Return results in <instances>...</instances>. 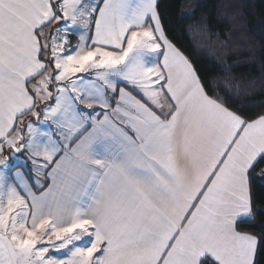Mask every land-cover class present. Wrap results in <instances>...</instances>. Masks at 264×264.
<instances>
[{
	"label": "snow or ice",
	"instance_id": "1",
	"mask_svg": "<svg viewBox=\"0 0 264 264\" xmlns=\"http://www.w3.org/2000/svg\"><path fill=\"white\" fill-rule=\"evenodd\" d=\"M261 218L264 107L159 0H0V264H264Z\"/></svg>",
	"mask_w": 264,
	"mask_h": 264
},
{
	"label": "trees",
	"instance_id": "2",
	"mask_svg": "<svg viewBox=\"0 0 264 264\" xmlns=\"http://www.w3.org/2000/svg\"><path fill=\"white\" fill-rule=\"evenodd\" d=\"M159 0L170 38L185 52L204 83L235 109L264 107V0ZM188 7V6H187ZM264 218L258 219V226Z\"/></svg>",
	"mask_w": 264,
	"mask_h": 264
},
{
	"label": "rangeland",
	"instance_id": "3",
	"mask_svg": "<svg viewBox=\"0 0 264 264\" xmlns=\"http://www.w3.org/2000/svg\"><path fill=\"white\" fill-rule=\"evenodd\" d=\"M196 4H197V1L196 0H185L183 13L184 14H191L190 13L191 12V9Z\"/></svg>",
	"mask_w": 264,
	"mask_h": 264
},
{
	"label": "crops",
	"instance_id": "4",
	"mask_svg": "<svg viewBox=\"0 0 264 264\" xmlns=\"http://www.w3.org/2000/svg\"><path fill=\"white\" fill-rule=\"evenodd\" d=\"M20 171H21V172H24V170H23V169H20ZM24 175H25V178H26V179H28V178H29V177H28V173L24 172ZM30 182H31V181H30Z\"/></svg>",
	"mask_w": 264,
	"mask_h": 264
}]
</instances>
